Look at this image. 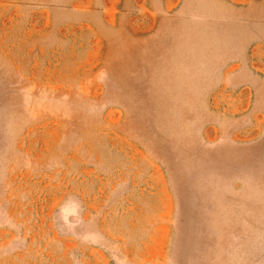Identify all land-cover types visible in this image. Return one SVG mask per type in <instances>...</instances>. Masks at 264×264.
Listing matches in <instances>:
<instances>
[{
  "label": "rangeland",
  "instance_id": "1",
  "mask_svg": "<svg viewBox=\"0 0 264 264\" xmlns=\"http://www.w3.org/2000/svg\"><path fill=\"white\" fill-rule=\"evenodd\" d=\"M0 264H264V0H0Z\"/></svg>",
  "mask_w": 264,
  "mask_h": 264
}]
</instances>
